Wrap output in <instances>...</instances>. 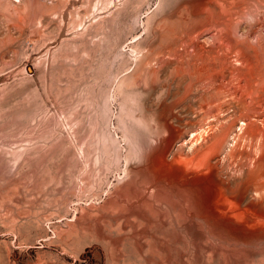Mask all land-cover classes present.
Listing matches in <instances>:
<instances>
[{
	"label": "rangeland",
	"instance_id": "1",
	"mask_svg": "<svg viewBox=\"0 0 264 264\" xmlns=\"http://www.w3.org/2000/svg\"><path fill=\"white\" fill-rule=\"evenodd\" d=\"M184 2L0 0V264L225 263L169 225L153 226L167 251L150 237L139 249L111 202L133 195L140 170V191L155 176L145 165L170 109L158 107L153 53L180 28ZM252 249L232 264H264Z\"/></svg>",
	"mask_w": 264,
	"mask_h": 264
},
{
	"label": "bare ground",
	"instance_id": "2",
	"mask_svg": "<svg viewBox=\"0 0 264 264\" xmlns=\"http://www.w3.org/2000/svg\"><path fill=\"white\" fill-rule=\"evenodd\" d=\"M184 3L180 28L153 53L165 89L158 107L170 109L167 137L145 165L155 176L140 191V170L133 195L117 191L111 202L139 249L150 237L152 248L167 251L153 226L169 225L179 242L232 264L264 248V0ZM163 203L173 210L170 222Z\"/></svg>",
	"mask_w": 264,
	"mask_h": 264
}]
</instances>
